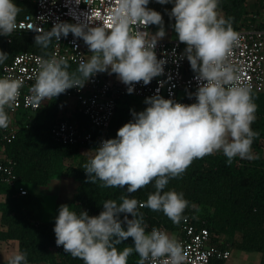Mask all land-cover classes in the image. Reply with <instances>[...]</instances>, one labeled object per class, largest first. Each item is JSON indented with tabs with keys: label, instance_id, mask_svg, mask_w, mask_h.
I'll list each match as a JSON object with an SVG mask.
<instances>
[{
	"label": "clouds",
	"instance_id": "9594fccd",
	"mask_svg": "<svg viewBox=\"0 0 264 264\" xmlns=\"http://www.w3.org/2000/svg\"><path fill=\"white\" fill-rule=\"evenodd\" d=\"M149 2L116 0L110 30L101 25L89 27L84 22H57L51 30H37L35 44L42 48H47L53 38L59 41L71 33L84 41L91 55L81 59L73 72L63 58H41L30 88L31 102L38 106L69 89L82 88L97 73L116 74L128 86L129 94L136 83L148 85L162 75L166 60L157 58L155 48L166 33L162 15L148 8ZM156 2L174 3L169 16L175 20L179 42L186 45L181 58L186 57L196 73V102L178 103L159 94L146 98L148 107L139 113L133 110V120L118 129L116 138L103 140L83 165L90 184L100 181L106 188L127 186L128 193H135L154 181L155 188L146 201L129 196H121L120 203L106 200L98 216H90L87 211L77 214L66 204L60 206L54 227L56 245L83 264H128L133 252L140 257L138 264H184L181 242L158 228L147 232L139 209L163 212L179 224L186 219L183 213L189 202L182 192L164 191L170 179L181 177L195 159L217 152L227 157L228 165L236 157L258 158L252 145L259 133L251 127L257 105L250 87L238 82L240 78L228 62L239 33L231 19L219 13V0ZM19 12L14 0H0V36H11L17 30ZM149 25L160 27L154 35L139 30ZM7 58L8 54L0 51V64ZM22 87L20 79L0 78V128L9 126L6 109L13 108ZM128 238H132L134 247L119 250ZM9 264H27V254L17 252Z\"/></svg>",
	"mask_w": 264,
	"mask_h": 264
},
{
	"label": "trees",
	"instance_id": "16d2710c",
	"mask_svg": "<svg viewBox=\"0 0 264 264\" xmlns=\"http://www.w3.org/2000/svg\"><path fill=\"white\" fill-rule=\"evenodd\" d=\"M14 2L20 8L17 20L35 11V0ZM259 3L264 11V0H259ZM218 7L224 11L225 19H231L235 31L252 25L264 28V21L257 22L245 0H219ZM37 34L20 31L12 35L10 42L7 41V36H0V51L8 54L7 60L0 64V78L3 66L20 51H36L43 55L51 53L54 38L47 48H42L35 44ZM77 67L70 65L68 70L73 72ZM251 95L257 105L256 119L251 127L259 133L254 139L252 152L258 158L246 160L236 157L231 165L227 164V157L223 153L195 159L181 177L169 180L164 191L175 190L184 194L189 206L183 216L197 213L206 218L214 242L223 247L229 243L232 251L234 248L247 253L259 252L260 264H264V92ZM136 99L138 98L130 97L120 102L107 131L108 137L116 138L118 129L133 120V110L141 112L133 109L132 104ZM19 114L22 117L20 124L17 123L18 131L14 141L4 145L0 135V154L5 152L15 159L16 173L20 177L17 186H9L2 181L0 175V220L3 225L0 228V242L17 240L21 253L27 254V264H83L79 258L65 253L63 246L57 248L55 220H42L45 195L20 194V181L42 186L61 175L70 174L78 178L80 184L73 198L67 202H58L57 216L60 206L65 204L77 214L87 211L90 216H98L103 211V202L106 200L120 203L121 196H129L146 201L148 195L155 191L154 181L135 193H128L127 186L106 188L100 186V181L95 184L88 183V176L83 168L89 160L87 154L83 155L85 146L62 144L51 133L53 125L60 118L71 114L62 99L47 100L38 110H21ZM26 117H34L35 120ZM71 117L77 118L87 129L96 132L86 116L75 112ZM91 146L95 147L94 144ZM78 157L80 160L75 167L70 168L67 161ZM139 211L144 215L147 232L161 225L170 231H176L181 225V222L174 224L163 212H154L148 208ZM123 217L124 214H120L121 220ZM128 218L132 219L130 215ZM223 237L227 242L221 240ZM127 246L134 247L132 238L123 241L118 248L123 250ZM139 259V255L133 252L128 258V264H138ZM9 260H0V264H9ZM225 263L224 260L217 261V264Z\"/></svg>",
	"mask_w": 264,
	"mask_h": 264
},
{
	"label": "built area",
	"instance_id": "2783aa9c",
	"mask_svg": "<svg viewBox=\"0 0 264 264\" xmlns=\"http://www.w3.org/2000/svg\"><path fill=\"white\" fill-rule=\"evenodd\" d=\"M35 3L33 13L17 20L18 27L13 34L24 30L48 31L57 22H84L88 23L89 27L101 25L106 30L113 27L116 0H79V3L76 0H35ZM147 7L154 10L150 4ZM151 27L152 25H149L146 29L139 30L151 33ZM236 32L239 33L238 43L233 47L228 62L240 78L238 82L250 87L251 94L264 92V28L252 25ZM12 35L7 36L8 42L12 40ZM185 48L186 45L178 39H160L155 53L158 59L166 60L163 74L153 78L148 85H144L142 81L136 83L132 94L127 92L128 86L114 73H97L86 81L82 88H72L60 94L56 99H62L71 114L60 118L53 125L51 133L55 140L67 145L82 144L90 159L94 156L91 150L98 148L103 140L115 138L108 137L107 131L122 100L130 97L148 98L159 94L178 103H195L194 93L197 91L198 82L195 79L196 73L191 69L186 57L181 58ZM90 55L91 52L84 41L69 33L67 37L61 36L59 41H54L49 55L29 50L20 51L3 66L2 77L10 76L23 81L15 105L12 109H6L10 124L7 128H0L4 145L13 142L17 137L18 126L14 117L21 110L36 111L47 101L37 106L30 99V88L35 82L39 60L63 58L69 65L78 66L81 59H87ZM75 112L86 116L96 132L87 129L77 118L71 117ZM92 144L95 145L94 148ZM15 165L14 158L5 152L0 154V175L2 181L9 186H17L20 180ZM20 194H25L24 189L20 188ZM184 217L186 219H182L176 231H170L164 225L156 227L181 242L185 254L184 264H217L218 260L227 261L232 257L229 243L223 247L212 240L206 218L197 213H189Z\"/></svg>",
	"mask_w": 264,
	"mask_h": 264
},
{
	"label": "rangeland",
	"instance_id": "374dc122",
	"mask_svg": "<svg viewBox=\"0 0 264 264\" xmlns=\"http://www.w3.org/2000/svg\"><path fill=\"white\" fill-rule=\"evenodd\" d=\"M31 1V0H30ZM247 3V6L252 14H255L257 22L264 21V11L261 8V5L259 3V0H245ZM149 4L154 8L155 11L159 12L162 15L163 18V27L165 30V33L167 35V39L174 40L178 39L177 34L174 31V18H170L169 13L174 6V3H168V4H160L156 2V0H150ZM219 13L225 17L224 11L218 7ZM153 31L159 30V25H152ZM146 98H138L134 101L132 105H134L133 109L138 111H144L148 105L145 103ZM22 117V114H17L14 117V121L20 124L19 120ZM32 121L35 120L34 117H26ZM18 124V125H19ZM92 153H94V150H91ZM222 153V152H217ZM87 154V150H83V155ZM80 158L75 160H68L67 163L70 166V168L75 167L77 164V161H79ZM80 184V180L70 174L61 175L56 177L51 183L47 185H33V184H26V183H19V188L24 189L25 194L24 196H35L36 194H44L45 195V206H44V212L42 216L43 221L52 222L57 217V204L58 202H67L71 200L77 191V188ZM224 242L225 237L221 239ZM8 250L7 257H12L15 252H17L16 249H13V246L9 245L7 247L3 246L0 248V255L4 257V249ZM15 251V252H14ZM232 257L226 261L225 264H260V258L261 253L259 252H242L240 250H236L233 248L232 251Z\"/></svg>",
	"mask_w": 264,
	"mask_h": 264
},
{
	"label": "crops",
	"instance_id": "0c3cea01",
	"mask_svg": "<svg viewBox=\"0 0 264 264\" xmlns=\"http://www.w3.org/2000/svg\"><path fill=\"white\" fill-rule=\"evenodd\" d=\"M152 27H153V26H152ZM152 27H151V34L154 35L157 31H153V28H152ZM162 39H167V35H165L164 38H162ZM104 74H109V73H108V72H104ZM6 111H7V110H6ZM0 217H1V215H0ZM0 228H3V225H2V223H1V220H0ZM9 245L13 246V249H16V247H17V252H20V253H21V251L19 250V243H18L17 240H8V241H1V242H0V248L3 247V246L7 247V246H9ZM14 252H15V251H14ZM17 252H15V253H17ZM7 254H9V253H8L7 248H6V249H4V257L2 256L3 254H1V255H0V260H7V259H10L11 257H7V256H6ZM37 264H47V263L42 262V263H37Z\"/></svg>",
	"mask_w": 264,
	"mask_h": 264
}]
</instances>
